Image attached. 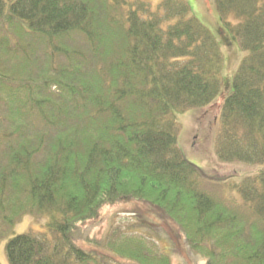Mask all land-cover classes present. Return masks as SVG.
Masks as SVG:
<instances>
[{
	"label": "trees",
	"instance_id": "16d2710c",
	"mask_svg": "<svg viewBox=\"0 0 264 264\" xmlns=\"http://www.w3.org/2000/svg\"><path fill=\"white\" fill-rule=\"evenodd\" d=\"M214 2L248 52L221 105L217 157L264 165V0ZM191 12L187 0H0L10 264H173L134 227L89 250L74 243L83 223L125 201L171 220L205 264H264V169L235 186L238 202L178 146L177 114L214 104L225 86L220 45ZM28 215L48 219L45 230L10 238Z\"/></svg>",
	"mask_w": 264,
	"mask_h": 264
},
{
	"label": "rangeland",
	"instance_id": "374dc122",
	"mask_svg": "<svg viewBox=\"0 0 264 264\" xmlns=\"http://www.w3.org/2000/svg\"><path fill=\"white\" fill-rule=\"evenodd\" d=\"M148 1L154 8L162 2ZM187 1L192 9L191 16L208 28L220 45L224 57L221 75L225 86L221 97L214 104L177 114V122L180 125L178 146L191 163L201 167L218 181L225 197L242 202L235 186L246 177L258 174L264 169V165L222 163L217 157L215 144L220 129L221 105L233 92V78L248 52L241 49L238 40L222 21L214 0ZM228 22L236 25L238 20L232 17ZM47 221L48 219L43 217L28 215L16 225L9 237L44 231ZM115 227H119L120 230L134 227L138 233L159 239L160 242H156L155 239L150 241L158 245L161 251L169 254L173 264L206 263L205 258L194 256L190 252L185 239L180 236L179 228L171 220H164L159 211L149 204L134 201L119 202L106 207L97 219L83 223L80 232L74 236V243L84 250H89L95 246V242H102ZM7 240L0 243V264H10L6 253Z\"/></svg>",
	"mask_w": 264,
	"mask_h": 264
}]
</instances>
